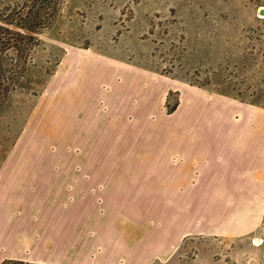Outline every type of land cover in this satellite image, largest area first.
<instances>
[{"label": "rangeland", "instance_id": "rangeland-1", "mask_svg": "<svg viewBox=\"0 0 264 264\" xmlns=\"http://www.w3.org/2000/svg\"><path fill=\"white\" fill-rule=\"evenodd\" d=\"M32 2L0 0V224L146 201L161 209L121 212L141 244L146 229L177 222L180 201L178 243L128 263L264 264V218L239 236L186 230L201 132L177 111L183 89L264 106V0H52L30 36L16 22Z\"/></svg>", "mask_w": 264, "mask_h": 264}, {"label": "crops", "instance_id": "crops-1", "mask_svg": "<svg viewBox=\"0 0 264 264\" xmlns=\"http://www.w3.org/2000/svg\"><path fill=\"white\" fill-rule=\"evenodd\" d=\"M88 64L84 61L76 66L86 78L90 76ZM90 65L95 72L99 64L95 60ZM131 81L136 79L129 78ZM81 87V92L87 88ZM182 93L177 111L184 108L185 113L191 114L201 132V140L194 143L201 163L195 174L193 198L187 206L193 208V217L186 230L230 236L251 233L264 218V106L200 90L183 89ZM57 182L49 181V187H56ZM74 190L69 197L83 199V192ZM100 202L104 203L103 197ZM137 208L161 209L146 201L121 205L107 199L101 214L85 208L50 207L33 219H8L0 224V261L8 258L40 264H122L125 257L126 264H136L135 260L128 263V256L150 258L178 243L185 229L182 202L176 204L177 222L163 223L165 220L161 219L158 225L165 224L166 228L146 229L141 244L135 230H130L135 227L121 220L123 209L136 213Z\"/></svg>", "mask_w": 264, "mask_h": 264}, {"label": "trees", "instance_id": "trees-1", "mask_svg": "<svg viewBox=\"0 0 264 264\" xmlns=\"http://www.w3.org/2000/svg\"><path fill=\"white\" fill-rule=\"evenodd\" d=\"M34 0L32 2L30 9L28 10L29 12L24 14L22 17V23L19 22V19H22L21 17L17 20V25L19 24L20 27L24 28V31L31 36L32 31L34 28H32L33 22L37 20L39 17L43 16L46 14V10L52 6V0ZM37 2V3H36ZM26 15V16H25ZM17 26V27H19ZM9 29H14L11 27H8ZM21 32V31H20ZM19 32V33H20Z\"/></svg>", "mask_w": 264, "mask_h": 264}]
</instances>
